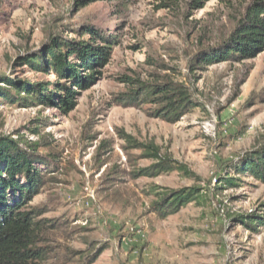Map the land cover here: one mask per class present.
<instances>
[{"label": "rangeland", "instance_id": "1", "mask_svg": "<svg viewBox=\"0 0 264 264\" xmlns=\"http://www.w3.org/2000/svg\"><path fill=\"white\" fill-rule=\"evenodd\" d=\"M249 2L211 0L196 9L192 0H0V76L55 80L17 66L18 57L88 38V25L118 39L74 110L0 104V135L38 144L39 154L57 160L31 204L56 224L47 230L46 264H264V225L252 230L233 219L264 218V184L232 168L264 143V52L192 64L231 37ZM128 79L183 81L201 107L168 123L151 116V104L118 102L132 90ZM125 135L155 143L196 177L138 175L153 160L131 149ZM220 177L236 185L217 188ZM149 186H196L206 199L163 219Z\"/></svg>", "mask_w": 264, "mask_h": 264}, {"label": "trees", "instance_id": "2", "mask_svg": "<svg viewBox=\"0 0 264 264\" xmlns=\"http://www.w3.org/2000/svg\"><path fill=\"white\" fill-rule=\"evenodd\" d=\"M100 1V0H92ZM118 1V0H106ZM129 1V0H120ZM211 0H192L196 9H203ZM88 38L55 41L38 51L18 57L17 66H26L34 73L54 76L55 80L34 81L13 76H0V104L19 108L40 106L57 107L70 112L77 106L82 93L90 89L111 61L118 39L114 33L101 31L94 25L84 29ZM264 52V0H250L231 37L223 45L198 54L193 65H214L222 62H238ZM132 90L120 98V103L131 106L151 104V116L168 123H178L190 112L201 107L190 87L173 79L155 83L128 79ZM131 149L142 150L143 157L153 160L138 175L150 176L177 170L188 177H196L187 165L161 155L155 143H143L125 135ZM38 144L26 145L9 135H0V264H46L50 260L51 247L47 230L56 224L41 219L44 210L31 206L42 193L51 169L52 160L39 154ZM236 172L249 175L264 184V143L246 152L238 162H233ZM237 167V168H236ZM137 175V176H138ZM232 177H220V183L236 185ZM225 188V187H222ZM148 194L155 195L153 211L161 218L180 212L191 203L202 204L206 195L196 186L160 189L149 186ZM43 212V213H42ZM242 225L256 230L264 225V218L256 213L233 217Z\"/></svg>", "mask_w": 264, "mask_h": 264}]
</instances>
